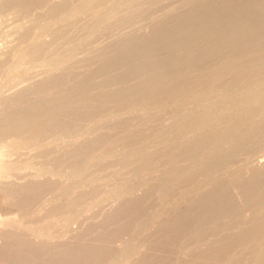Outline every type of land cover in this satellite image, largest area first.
Instances as JSON below:
<instances>
[{
  "label": "bare ground",
  "instance_id": "6f19581e",
  "mask_svg": "<svg viewBox=\"0 0 264 264\" xmlns=\"http://www.w3.org/2000/svg\"><path fill=\"white\" fill-rule=\"evenodd\" d=\"M4 1H6V2H4ZM4 1L0 2V10L5 9L8 5L10 7L12 5H15L16 6V7L14 6L15 8H17V7L19 8V7H25V6H30V5H31L30 7H32V5H34L35 7H37V6L40 7L39 5H41L42 3H44L46 5L48 2H49L48 5L51 4L50 1H48V0H9V1L4 0ZM65 1H67V0H65ZM108 1H113V3H114V1H117V0H102V5H103V2L107 3ZM126 1L128 2L129 0H126ZM134 1H135L134 4H133V2H130L132 5L128 8V10H127V8L124 7L125 6V0L123 3H119L118 1L116 2V4L119 3L118 5H120V4L124 5L122 7H124L125 10H127L126 12H123V9H122V11L119 10V11H121V13L123 12V14H122L123 17H121L122 15L121 16L119 15L120 18H118V19H121V20L123 18L125 19V20H122L123 24H124L123 27L120 28L122 22L117 21L116 19L115 20H116L117 24L119 22L121 24L119 23L120 25L118 26V25H116V23H113L112 21H114L113 20L114 18H112V17H111L112 18L111 22H110L111 18H110V20L104 21V24H106L105 22H107V21L110 22V24L107 22L108 24H106L105 27H104V24H102L103 29L100 27L101 30H104L106 27H108V28L110 27L109 30H108V28H107V31L105 30L106 32H109L107 34L108 36H114L116 34V32L119 30L117 32L118 34L116 35V36H118L119 39H117L114 42H110V43L108 42V43H106L105 46H102L103 43L100 41L101 47H98L99 45L96 44L95 46H97V48L92 49V50L90 49L91 51H87L88 49H86V45H83L82 43L76 44L75 47L70 50L69 54L68 55L66 54L67 56L64 55V56H66L65 58L59 57L58 59L55 60V62L53 60V62H54L53 67H54V69H56L55 72L51 76H46L45 78L43 77L44 80L41 82V84L38 85L37 88H32V87L28 88L27 87L24 90L23 89L20 90L16 94V97H14L15 98L14 101L11 104H8L6 106L7 108L0 115V136L1 137H7L8 138L9 136H16V135H20V134L22 136V133H25L26 131H29L31 129L33 131V130L37 129L38 124L42 123L43 120H45L48 123V125L51 129H54V128H56V129L57 128L58 129L63 128V130H66L68 128L72 129L73 127L79 125L80 122H82V120L87 119V117L89 118L91 115H93V114H95L101 110L106 111L105 108H109L110 106L112 108L114 106H120V105L123 106V105L128 104L132 101H133V103H131L130 105L134 104L135 101H145V103L146 102L149 103L150 101H156L155 99L160 98V97H164V98H167V100H171V98H176L177 96L179 97L180 95L183 96L182 94L187 95V93H190V96H191L192 92L195 93V94L193 93L195 95V96L193 95L195 97V99L200 100V99H202L200 96L203 95V97H204V95H205V94H202L201 92H203V91L207 92V90H208L210 93L212 91V90L210 91V87L212 88L215 85V84H213V86H211L212 85L211 81L213 79L218 80L219 78H221L220 81L222 84H227L228 79L233 80L231 78H228L229 75L227 77L228 79H226L223 75H224L225 70H227L229 68V67H227V65L229 64V66H230V63L234 62L236 59L239 60L241 58L240 56H242V58H243L242 63L238 62V64H237V61H235L237 65L234 62V65H236V66L232 67V69H235L236 71H233L231 69L233 71L232 72L233 77L235 76L234 80L239 82V81L248 80V78H249L248 81H250L251 77L254 78L253 76H255V75H253V76L251 75V77H249L250 76L249 72L254 71L253 69L252 70L249 69L250 71L246 70V71H249V72H246V71L242 70L243 67L241 68V71H240V68L239 69H237V68L239 66H241V64H243L245 60L249 59L248 55L250 56L251 53H253L255 51L264 50V0H141L139 3H137L139 0H134ZM66 3L63 2V4H62V2H61V4L59 3L60 5H55L53 2L52 3L53 7L50 8L52 10L51 14L55 16V14L64 13L63 11H66V10L69 11V9H68L69 7L66 6ZM97 3L99 4V2H97ZM109 3H111V2H109ZM98 4H97V6H98ZM68 5H69V3H68ZM104 6H105V4H104ZM113 6L110 5L109 7H113ZM70 8H71V6H70ZM113 8H115V7H113ZM106 10L107 9H105V11ZM59 15H61V14H59ZM57 17H58V15H57ZM86 18H87V16H86ZM148 18L150 19V21L153 20L154 18L155 19L158 18L160 22L157 21L158 24H156V26H155L154 22H156V21L153 20V23H154V25H153L152 22L147 21V20H149ZM91 19H93V18H91ZM139 19L140 20L145 19L146 22H150L149 25H151V24L153 25V29H151V31L152 30L153 31L151 32V35L150 34L142 35L140 33L141 31H139V28H138V31L141 35L129 33V32H131L128 30L130 27H131V29H134V28H132L133 26L138 25V24L142 25V23H140ZM136 20H138L139 22ZM135 22L136 23L138 22V24H135ZM111 23L115 24L116 27L118 26V29L114 25H113L114 28H112ZM74 25H76V24H74ZM67 26H68V24H67ZM67 26H65V28H63V27L62 28L63 29L69 28ZM142 26H144V25H142ZM72 28H74L73 25H72ZM100 28H98V29H100ZM125 28H127L128 31ZM96 29L97 28H95V30ZM98 29H97V32H98ZM71 30L72 29L70 28V32H71ZM78 30L80 31V28ZM68 31H69V29H68ZM68 31L66 30V32L69 34ZM61 32H62V29H61ZM72 32H71V34H72ZM67 33H65V34L68 36ZM28 34L30 35L29 32H28ZM95 34H97L96 31H95ZM99 34H101V33H98L97 35L98 36L102 35V34L101 35H99ZM103 34L106 36L105 32ZM60 35L61 34L58 31V33H56L54 36L52 35L53 37H51L50 39L47 38L48 40H46V41L43 40V44L41 46H39L35 49H32L30 54L26 53L25 55L27 56V58H29V61L33 62V61L39 60V62H40V60L43 59L42 57H44V54H46L47 51L50 50L51 48L55 47L54 45L57 42V40L61 41L60 38L62 36H60ZM62 35L64 36V37H62L63 38L62 41H63V40H65L64 38L66 36L64 35V33ZM97 35H95V36H97ZM104 35H103V37H104ZM24 36H26V35H24ZM69 36H70V34H69ZM66 38H68V37H66ZM99 39H101V38L99 37ZM103 39H105V38H103ZM112 39L115 40V38H113V37H112ZM90 41H91V39H90ZM102 41H104V40H102ZM61 43H63V42H61ZM95 43H97V42H95ZM60 44H58V45H60ZM84 44H86V43H84ZM89 44H91V43H89ZM91 48H92V46H91ZM51 52H53V51L51 50ZM28 55H29V57H28ZM59 55H61V54H59ZM26 56H25V59H27ZM237 57H240V58H237ZM257 57H258V54H257ZM22 58H24V57H22ZM65 59L66 60L69 59V61L66 64H64ZM253 59L254 58H252L251 60L253 61ZM258 60L262 61V59H258ZM41 62H43V61H41ZM247 63H248V61H247ZM49 64H51V63H49ZM249 64H247V65H249ZM42 66H43V64H42ZM3 67H2L3 68L2 70L5 69V66H3ZM66 67L68 69L64 70V69H66ZM246 67H248V66H244L245 69H246ZM230 68H231V66H230ZM231 70L226 71L225 76H227V74ZM260 70H257V71H260ZM242 71H244L245 73ZM251 73H253V72H251ZM259 74H260V72L257 75L259 76ZM263 75H264V72H263ZM263 75L261 76L262 78H263ZM258 78L260 79V77H258ZM98 79H99V81H98ZM101 79H102V81L100 82ZM220 81H219V84H221ZM256 81H258V80H256ZM238 82H236V83L238 84ZM215 83H216V81H215ZM232 83H233L234 88H235V85H237V84H234V82H232ZM232 83H231V87H232ZM242 83H244V82H242ZM252 84H248V85L251 86ZM239 85H241V83ZM248 85H246V87ZM35 86L36 85H33V87H35ZM241 86H243V88H245L244 85H241ZM217 87H218V89H220L219 86H217ZM227 87L230 88L229 85ZM222 88H221V91L223 90L224 93L227 92V91H224L225 89H222ZM240 88L241 87H239V89ZM216 91H217V89H216ZM216 91H215V93H216ZM209 93H207L206 96ZM213 95H215V94H213ZM38 97H41V98L39 99ZM191 97H189V98H191ZM37 98H38V100H37ZM12 99H13V97H12ZM177 100H179V99H177ZM157 101L159 102V100H157ZM165 102H164V104H165ZM170 102H169V104H170ZM139 103H138V105H140ZM173 103H174V101H173ZM177 103L181 104L182 102L180 103V101H178ZM184 103H182V104H184ZM192 103H194V101ZM197 103L195 102V107H196ZM152 104H154V103H151V106H152ZM155 104H157V103H155ZM160 104H162V103H160ZM169 104H166V105H169ZM171 104H172V102H171ZM182 104L177 105V107L178 106H179V108L182 107ZM187 104L189 106V101L186 103V106H187ZM130 105H129V107H130ZM158 105H159V103H158ZM166 105H163V107L165 108ZM155 106H157V105H155ZM159 106H161V105H159ZM131 107H133V106H131ZM142 107H143V105H142ZM145 107H147V106H145ZM157 107L155 108L152 106V109L154 108L156 110H160L162 108L161 111H163V110L166 111V109H163V107H161V108L158 107V109H157ZM183 107H184V105H183ZM112 108L110 111L114 110V109L112 110ZM133 108H136V106ZM140 108H141V106H140ZM170 108L172 109V107H170ZM173 108H175V107H173ZM179 108H177V109L179 110ZM116 109H118V108H116ZM127 109H129L130 111L135 110V109L132 110L131 108H128V107H127ZM143 109L146 110V108H144V107H143ZM147 109H148V107H147ZM115 110H114V112H116ZM161 111H159V112H161ZM174 111H175V109H174ZM184 111H186V110L184 109ZM108 112L109 111H107V113ZM117 112H119V111L117 110ZM152 112L149 113V111H147L145 113H149V115H150V114H152ZM166 112L168 113V111H166ZM196 112H198V111H196ZM196 112H195V114H193V111L191 112L192 114L188 113V114H190L188 116V120H187L189 125L191 123L189 121L192 120V123L194 124L193 121H198L201 119L203 112L202 113L200 111L198 113H196ZM184 113H186V112H184ZM123 114L125 115L126 113H124V111H122V115ZM110 115L106 116V117L104 116L105 119L102 121L98 120V118L100 116L94 118V119L97 118V120H95L97 123L93 122L94 123V129L91 131V133L89 132L91 134V135L90 134L89 135L92 137L88 138L87 137L88 135H85V134L82 135L81 134L78 136V139L75 138L76 140L72 141L71 143L64 144L62 146H57L53 150L47 151L46 152L47 154L44 152L46 154L45 157H47L48 160L43 159L44 160L43 161L42 159H40L41 157H44V155H40V156L36 155V156H34L35 159L39 158L40 161L37 159L39 162H41V160H42L41 163H44L45 165H47L48 169H56V171L62 176L63 175L64 176H74L76 174L75 172H78L79 169L83 170V167L87 166L85 164L90 161L89 160L87 162V159H86L88 154L90 153L89 152L90 148H93L95 146L97 147L98 145L102 144L105 141L107 143L108 141L113 140L114 137L117 138L118 137L117 132L120 131V130L118 131V128H121V126H123V127H124V125H126L127 127H129L131 125L133 126L134 122H136L137 119L138 120H144L146 118L145 117L146 114H144V113L143 114H136L133 116L131 114V117L125 116L124 118H120L121 114H119V116H117V117H114L113 113H112V116H110ZM165 116H168V114L167 115L165 114L164 117ZM177 116H174V118H177ZM250 117L248 119H250ZM158 118H160V116L155 118V119H158ZM169 118H171V116ZM169 118H167V119H169ZM92 120L93 119H91V121ZM161 120L162 119H160L158 123L153 124V125H151V123L147 122L148 124H150V127H149L148 124L146 123L147 127H149L148 130L146 128H143L145 130L141 129V131H139V132L142 135H147V136L150 133H153V132L156 133V131H158L157 129H159L160 127L162 128V126L165 127L164 125L169 123V122L166 123V121H165V123H162L163 121H161ZM156 121L157 120H155V122ZM233 121L234 120H232V122ZM246 122H247L246 119H242L240 121V124H244V126H245ZM47 123L45 125H47ZM152 123H153V119H152ZM146 124H144V125L146 126ZM170 124H171V122H170ZM173 124H176V122L172 123L171 125H173ZM137 125H138V123H137ZM144 125H143V127H144ZM140 126H142V125H140ZM42 127L45 128L44 125ZM47 128H48V126H47ZM38 129H40L39 126H38ZM134 129H137V128H134ZM162 129H164V128H162ZM203 129H205V128H203ZM76 130L74 129L73 131H76ZM80 131H78V132H80ZM121 131H123V130H121ZM263 131H264V128H263ZM133 132H135V131H133ZM234 132H236V128L231 127V126L230 127L229 126L228 127L222 126V127H217L216 129L215 128L206 129L205 131L201 132V134H198L196 136L194 135L192 138L194 140L192 141V139H191V141H190L191 144L187 145L188 146L187 148L181 149L179 147L178 150L175 148V150H172L173 152L170 151V154H168L166 152L167 157H166V154L164 153L165 154L164 157L166 158L165 160H164L163 156L158 157L160 159L163 158L162 161L161 160L159 161L160 166L162 164L161 162H163V164H162L163 169H162V167H160V169H162L161 173L155 174V172H154V174H151L152 176L149 174L147 177L145 175L144 176L141 175L144 178L143 179L141 178L142 179L141 180L139 177L140 181H139V179H137L138 175L134 176L133 179L135 180V178H136L139 182L136 181L138 183L135 184L136 182L132 181V179H131L132 183L128 184L127 186L132 187L134 185V188H136L137 191H136V189H134V188L132 189L130 187L129 188L132 189V191L130 189H129L130 190L129 191L125 187L123 190L129 191V194L127 193V195L122 196V197H120L118 195L119 197H118V199L116 198L117 200L115 202L113 201L114 203L113 202L111 203V201H109L110 203L106 202L108 204L101 205L98 210L92 209L95 211L93 213H92V210L87 208V207H89L88 205H87V207H84L83 205H82V207H80V204H81V202L79 203L80 197L77 196L78 198L74 199L75 201L71 200L72 203H77L74 206L72 204V207H75V208L79 207L80 208V209L77 208V212L78 211L81 212V211L85 210L86 208H87V210L88 209L90 210V212H91L90 214L88 211L85 210L86 213L88 212L89 215L87 217H85L84 219L87 223L94 225V226H92V229H93V227H96L95 225L98 224V222L99 223L102 222L104 224V225H102L103 228L105 227L106 223H108V224L111 223L113 225L114 224L117 225V230H114V231L107 233V234H104V235H102L103 234L102 233L101 236H99L97 239L93 240L92 242H90L88 244H85V242H84L85 245L83 244V246H80L79 245L80 243H79L78 245L80 247H78L76 245V248H73L71 250L69 249L70 247L69 248L67 247L68 243L66 244L67 245L66 247L69 250H67L65 246H64L65 247L64 248L61 244H56L55 245L56 249L61 247V249L64 248L66 250L65 251L64 250L58 251L54 256L48 258L47 260L44 258L46 261L43 264H79L81 262L99 261V260H103L107 263V262L113 261L111 259H112L114 252L107 245L108 239L112 238V240L113 239L121 240V242H120L121 244L118 245V248H123L124 246H126L127 241H129V239H131V237H132L131 236L132 230L131 231L129 230V228H130L129 224L131 223L132 218H134L137 215L140 217H144L146 214H150L152 212H155L154 208H155V205H157V204H155L156 201L151 202L155 198V197H153L155 192L156 191L159 192L160 189L162 188V186L167 181L174 180L176 177H178L182 170H184L186 172L189 170L191 171L193 168L189 167V164L191 163L193 158L197 155V153H199V150L200 149L202 150V147L206 148V145L210 146V143L212 145L216 142H218V143L222 142L224 144L227 142L228 139H230L229 136L232 135ZM32 133H35V131L30 132V134H27V135L23 134V135L28 137V135H31ZM39 133H38L37 138L40 136ZM73 134L75 135V133H73ZM141 134L140 135L138 134L139 137H141ZM68 136H70V135H68ZM86 137L88 139H85ZM258 137H260V133H259ZM124 138H123V140L121 139L123 142L126 139H129L128 141H132L133 143L136 142L134 140V138H132V137L131 138L126 137L125 139ZM147 138H149V137H147ZM261 138L263 139L264 137H261ZM2 139L3 138H1L0 140H2ZM130 139H132V140H130ZM69 140H71V139H69ZM139 140H142V139H139ZM146 140H148V139H146ZM58 141H60V140H58ZM143 141H145V140L143 139ZM80 142H82V143H80ZM132 142H130V143H132ZM239 143H241V142H239ZM245 143L247 144V142H245ZM263 143L261 144V142H260V144L262 146H264ZM124 144H125V142H124ZM127 144H128V142H127ZM217 144H216V146H218ZM120 145H121V142H120ZM140 145H141V143H140ZM75 146H78V147H76V149H73ZM234 146H231V150L228 149V148H230L228 146L225 147L227 149H225L223 147V149L227 150L228 152H225V151L223 152L222 150H219L216 147L215 149L217 151L218 150L219 151L218 152L216 150L214 151V153L217 152V156L214 155L215 156L214 164L212 163V161L211 162L209 161L210 163L206 162L205 161L206 159H205L204 163L206 162L207 164H209V166L205 163V166H207V168L205 169L204 168L205 166H203V168L205 169V170L203 169L204 170L203 172H207V171L209 172V171L213 170V168L214 169L218 168L220 165H224V166L227 165L228 167L229 166L231 167L230 163L233 162L232 160L236 154L235 153L236 150L232 149V147H234ZM237 146H240V145H236L235 147H237ZM245 146L246 145H244V147L240 146L241 148L240 147L239 148L244 149ZM48 148L51 149L53 147H48ZM218 148H219V146H218ZM206 149H208V148H206ZM221 149H222V145H221ZM246 149H247V147H246ZM253 149H251L252 150L251 152H253ZM255 149H257V151H258L257 155L262 152V148L259 149V147L258 148L255 147ZM108 150H109V148H108ZM260 150H261V152H259ZM63 151H66V152L63 153L64 155L62 157H66L67 159L61 158V156H59L60 154H62ZM237 151H239V149ZM243 152L244 151H242V153L241 152L240 153L244 154ZM251 152H248L247 159H248L249 154L250 155L252 154ZM237 153H239V152H237ZM164 154L160 153V155H164ZM246 154H244V156H246ZM263 154H264V152H263ZM154 155H155V153H154ZM158 155H156V157ZM58 158H60L62 160H59ZM69 158L71 159V161L73 160L72 158L77 159V161L75 160L76 163L73 164V163L69 162V164H67V162H64L66 160L69 161L70 160ZM30 159L33 160L34 158L31 157V158H29V160ZM63 159H64V161H63ZM153 159H154V157H153ZM153 159H152V161H153ZM209 159L210 158H207V161ZM242 159H245V157ZM37 160H36V162H37ZM83 160L86 162H84ZM236 160H238V159H236ZM252 160L253 159H251L249 161V159H248L249 164ZM112 161H113V159H112ZM115 161H117V160H115ZM154 161H155V159H154ZM234 161H235V159H234ZM241 161L239 163H241ZM243 161H242V163L245 162V161L244 162ZM184 162H186V163H184ZM248 162H245V164L247 165ZM89 163H92V162L90 161ZM111 163L112 162L110 159L109 162L104 161L101 163L100 162L95 163V165H93V166L91 165L92 169H90V175L102 176L105 173L107 174V172L110 173V171L113 170V169H111L112 166H110ZM113 163L115 164L116 162H113ZM153 163H155V162H153ZM204 163H203V165H204ZM236 163H237V161H236ZM114 164H112L113 168L118 165L117 163L115 165ZM156 164H157V162H156ZM211 164H212V166H210ZM245 164H244V166H245ZM88 165H90V164H88ZM237 165L239 166V164H237ZM240 165H243V164H240ZM216 166H218V167H216ZM232 167H234V166H232ZM259 167L255 166L253 164V165H250L249 167L248 166L245 168L242 167L243 170L238 169V170H234V171L232 170L233 171L232 173H231V171L229 172L230 175H232L236 179H237V177L242 176L243 181H245L244 179L246 176L254 178V181L246 180V182H244V185H243V190L241 189L244 192L243 195H245L246 197H248V196L251 197L254 195V193H257L256 191L264 189V165H262L263 168L262 167L259 168ZM226 170H227V168H226ZM226 170H223V171H226ZM182 173H183V171H182ZM191 173H192V171H191ZM193 173H196V171ZM211 173H213V172L211 171ZM32 174H33V172H32ZM203 174L205 175V173H203ZM220 174H221V172L215 171V173L213 175L215 176V175H220ZM223 174H225V173H223ZM18 175H19V173H18ZM83 175H84V173H83ZM90 175H88V176H90ZM199 175L200 174H198V176L196 175L197 178H200L201 175L200 176ZM204 175L201 177H204ZM206 175H207V173H206ZM79 176H81V175H79ZM223 176L226 178V175H222V177ZM243 176H244V178H243ZM90 177H92V176H90ZM90 177H89V179H90ZM34 178L35 177H33V178L30 177V180L28 181L29 185H28V183H26L28 180L27 177H26L27 180L25 179L26 181L23 180V182H22L24 185L23 187L25 189H27V187H28V190L27 191L25 190V192H22L24 190V189L21 190L22 186L20 187L21 189L20 188L17 189L15 187L16 190L14 189V187L13 188L11 187L12 189H14V191L12 189H10V187H9V192L11 191L10 194H13V196L15 197L12 199V201L14 203H16V205L19 206L23 201H25L23 199H28V202H29L30 197L34 199L35 194L37 195V198H38L41 195V193H39V191L40 192L43 191L41 189H44V191H45V187H46L45 183L50 181L48 184H50L52 182L53 185H56V184H54L53 178H49V179H52V181L49 179L47 181V178H46V181H44L45 180L44 177H43L44 180L41 178L40 179H38V178L34 179ZM84 178H85V176H84ZM86 178H88V177H86ZM130 178H132V177H130ZM206 178H207V176H206ZM212 178H210V179H212ZM218 178H219V176H218ZM193 179H194V176H193ZM220 179H221V177H220ZM240 179H238V181ZM128 180H129V178L126 181L128 182ZM191 180H190V182H191ZM219 180H218L219 183L217 182V184H215L214 182L217 181L215 178V180H213L214 184L212 183L214 185L213 186L214 189L211 188V190L209 192H206V193H202V191H203L202 189L204 187H209L210 185L212 186V184H211L212 180H211L210 184L207 180L208 183H205V186H204V184H202V183H204L203 181L201 182L198 180H197L195 186H193L194 184L192 185L193 188L191 187L192 189L190 190L189 195L193 194V196L190 198H193L195 196V198H197V200L195 201V203H193L192 200H190L191 203H193V205H191L187 209H189L191 211V213L186 214V215H183L184 214L183 213L182 214L183 216L180 218L178 217L180 213L178 215L175 214V215H177V217H176L177 222L175 219H172V221L171 220H168V221L165 220L164 223L157 225L159 220L156 221V223L154 225L156 227L155 228L156 229L155 234L158 235L159 238L163 237V236H167L170 233H173V234L177 233V231H178V234H177L178 237L183 236V235L185 236V234H186L187 240L183 239L184 242L181 239L183 237L177 239L178 241L182 240L178 245V249H177L178 253L175 251L176 252L175 254H177V255L173 254L175 256V258L172 259V261L169 260L168 264H181L182 259L187 257L186 255H190V254H188L190 248L187 247V242H189V239H190V238L188 239V234L190 231H191L190 237L192 236V234L198 235L197 232H196V234L194 232L196 230H199V229H201V230L203 229V231L199 230L203 233L204 230H206V228H208V230H209V228L211 227V223L213 225L214 222H216V221L218 222V220L222 219L221 217L225 216L226 213H229V212H232L233 210H236L235 207L237 205L232 198L233 197L232 193H231L232 190L230 191L231 188H229V186L233 183H231L228 186V185H226L227 183H224L225 181L220 182ZM57 181H59V180H57ZM57 181L55 180L56 183H58ZM193 181H192V183H193ZM238 181H237V184H233V188H235L234 185H238ZM24 182H25V184H24ZM12 184H13V182H12ZM16 184H18V183H16ZM16 184H14V186H16ZM20 184L18 186H20ZM26 184H27V186H26ZM84 184H86V183H84ZM90 185H93V184H90ZM187 185H189V184H187ZM200 185H203L204 187H202V189H201ZM241 185H242V183H241ZM51 186H52V184H51ZM93 186H95V185H93ZM47 187H49V186L47 185ZM98 187L100 188L101 186H98ZM102 187H103V185H102ZM102 187L100 188L101 190H102ZM113 187H116V185L115 186L111 185L112 189H113ZM117 187H119V186H117ZM210 187H209V189H210ZM238 187H240V185H238ZM87 188H88V185H87ZM95 188H97V187H95ZM104 188H106V187L104 186L103 189ZM49 189H50V187H49ZM101 190H99V191L102 192ZM113 190H115V188ZM99 191H97V192H99ZM105 191H106V189L104 190V194H105ZM187 191H189V190H187ZM238 191L240 193V189ZM9 192L7 194H9ZM19 192H21V193H19ZM88 192L92 193L93 191L91 192V191L87 190L86 193H88ZM95 192H96V189H95ZM121 192H120V194H121ZM179 193H181V192H179ZM184 193H183V195H184ZM261 193H262V191H261ZM261 193L259 192V194H261ZM38 194H39V196H38ZM89 194H86V195H89ZM124 194H126V192H124V193L122 192V195H124ZM19 195H21V196H19ZM95 195H96V193H95ZM240 195H242V193H240ZM243 195H242V198H243ZM90 196H92V195L90 194L88 197L91 198ZM102 196H106V195H102ZM97 197H95V198H97ZM180 197L181 198L184 197L187 199L186 193H185V196H183V197L180 196ZM37 198H36V201H37ZM82 198H84V197H82ZM21 199L23 201L20 203ZM33 199H30V200H33ZM255 199H257V198H255ZM262 199H264V198H262ZM247 200L250 201L252 199L249 200L247 198ZM63 201H62V203L65 204V202H63ZM71 201L68 200L66 202H71ZM30 202H32V201H30ZM255 202H256V200H255ZM32 203H34V202H32ZM84 203L86 204V202H84ZM22 204H25V203H22ZM27 204L28 203H26L25 205H22V206L26 207ZM93 204H95V203H93ZM57 205H55V206H57ZM59 205H61V204L59 203ZM59 205L57 207H59ZM67 205L68 204H66V208H67ZM28 206H30V208H31L32 204L28 205ZM61 206H63V205H61ZM70 206H71V203H70ZM96 206H98V204ZM148 206H149V209H147ZM173 206H175V205H173ZM240 206H241V204H240ZM248 206L249 205H247V207ZM32 207H34V206H32ZM90 207H92V206H90ZM180 207H182V206H180ZM75 208H74V210H75ZM260 208H262V207H260ZM17 209H19V208H17ZM47 209L49 210V207H47ZM47 209H45V210H47ZM252 209H253V207H252ZM238 210L239 209L237 208L236 212H238ZM261 210H263V209H261ZM24 211L25 210L23 209L22 213H24ZM147 211H149V212H147ZM184 211H182V212H184ZM56 212H58V211H56ZM70 212H72V211H70ZM174 212L177 213L178 211L176 210ZM239 212H241V211H239ZM44 213H42V214H44ZM81 213H83V212H81ZM186 213H188V211H186ZM42 214H40V218L38 217L39 215L37 216V218H39L38 220H37V218H34L31 216L33 219H36L38 221V222H36V220L34 221L32 219V221H34V223L32 224L31 228L39 231V233H44L48 228H49V230L53 229V228L54 229L57 228V231H58L59 227H57L56 225H59V226L64 225L66 222L70 221V217L64 216V214H62L63 216L61 214L59 216V214H56V213L55 214L57 216L56 215L53 216V214L52 215L48 214L49 215L48 217H46V218L44 217V219L40 220L41 217H43V216H41ZM240 214L242 215V213H239V216H240ZM44 215H46V214H44ZM72 215L75 216V214H72ZM228 215H227V218L229 220L230 219L229 217L231 215H229V216ZM261 215H262V212H261ZM263 215H262V217H263ZM35 216H36V214H35ZM100 216L104 217L101 222L99 221ZM258 216L256 215V217H258ZM31 217H28V218H31ZM76 218H77V216H76ZM173 218H175V217L173 216ZM210 218H212V219H210ZM260 218H261V216L259 217V220L261 221L262 218L261 219ZM235 219H237L236 216H235L234 220ZM28 220H31V219H28ZM155 220H156V218H155ZM173 220H175V221L173 222ZM210 220H212V222ZM226 220H222V221L225 222ZM27 221L25 223L24 222H22V223L26 224V223H28ZM236 221H238V220H236ZM221 222H218V224ZM239 222H240V220H239ZM207 223L210 225L205 226ZM250 223L251 222H249V224ZM24 224H22L21 228L25 226ZM29 224L31 225V223H29ZM238 224H236L235 226L233 225L232 227L229 226L230 228L228 229L229 232L227 234H225L226 228L224 227L225 228V229H223L224 235H222V237L223 236L224 237H223V239H221L222 241L220 243L218 242L219 243L218 245H217V243L215 244L214 240H213L214 241V243H213L211 240L209 241L207 239V241H209L208 244L212 243V244L217 245V247L212 246V248L211 247L208 248V246H206L205 248L206 249L208 248L207 250L204 251L201 249L203 251L200 254V255H202L201 256L202 258H199L200 255L196 254L195 257L191 258V260H190L191 262L189 261V263L190 264H200L202 261L203 262L201 264L206 263V262L209 263V261H212L215 264H229L231 262L234 263V261L236 263V260L239 258V255L240 254L242 255L243 252L245 253L247 251L246 248H248V250H250V254L252 252L251 255L261 257V259H263L264 258V244L256 243L259 241L262 242L264 240V239H261L262 237L258 233L259 231L257 232L256 228H252V227H250L248 229H246V228L244 229V228H241V227H244V226H242V225H244V223H238ZM254 224H256V223H254ZM257 224H258V222H257ZM257 224H256L257 227L261 226L260 224H258V225ZM52 225H54V227H52ZM77 225H78V223H77ZM240 225H241V227H240ZM251 225H253V224L251 223ZM50 226H51V228H50ZM55 226H56V228H55ZM214 226L215 225H213V227ZM221 226L223 227L222 224H221ZM224 226H227V225H224ZM27 228H29V227H27ZM60 228H63V227L61 226ZM64 228H66V226ZM67 228H68V226H67ZM70 228H68L69 233H70V230L72 229V228L71 229ZM112 228H113V226H112ZM80 229H81V227H80ZM80 229H76V230L80 231ZM99 229H102V228L99 227ZM233 229H235V230H233ZM211 230H212V228H211ZM37 231H36V233H37ZM61 231L65 232L66 229H65V231H63V230H61ZM95 231L97 233V230H95ZM260 231H262V230L260 229ZM19 232L21 233L22 231H19ZM215 232H217V231H215ZM215 232H214V235H211V234L210 235L214 237L215 234H217ZM17 233H15L13 231V232H8L6 234V238H7V240H9L8 244L12 243L13 245H15V247H17L19 249L23 248L24 250H26L25 248H27L28 252L32 251L35 253L38 252L39 249L41 248L40 245H46L43 243H38L40 241L32 239L31 235L29 238L27 236L22 237V235H20V233L19 234H17ZM24 233H25V231H24ZM36 233H35V235H36ZM69 233L65 232V234H69ZM78 233H82V232H78ZM87 233H89V231ZM210 233H211V231H210ZM262 233H264V232H262ZM58 234H61V232L59 231ZM89 234H88V238L90 237ZM221 234H222V232H221ZM41 235L42 234H40V236ZM61 235H64V234H61ZM199 235H201V234H199ZM32 236H33V234H32ZM37 236H38V234H37ZM73 236H74V234H73ZM68 237H69V235H64L62 237H59V239L56 240V243L62 242V241H64V243H65V240H66V242H70L69 240H67ZM77 237H79V236H77ZM208 237H209V235H208ZM213 237H211V238H213ZM151 238H152V236H151ZM192 238H194V236ZM206 238H207V236H206ZM76 239H79V238H76ZM82 239H84V238H82ZM134 239H135V237H134ZM214 239L218 240L219 238L214 237ZM154 240H155L156 244L151 243L148 246L146 252H144L145 250L143 251L144 252L143 256H145V258H144L145 261H150L148 263L159 264V261L161 262V258L159 259L158 254H155V253H159V251H160V253H162L164 251L165 247L163 248V246H162L164 242L157 241L156 239H154ZM217 240H216V242H217ZM76 241H78V240H75L74 243H77ZM151 241L152 240H150V242ZM194 241H195V239H194ZM201 241H199V242H201ZM204 241L205 242H207V241H206V239L203 240L202 243L205 245ZM141 242L142 241H139V240H137V242H134L135 243V245H134L135 249L134 250L138 254L139 253L141 254L142 253L141 251L143 250V248H145L143 243H141ZM195 242H197V241H195ZM197 243H196V246H197ZM51 245H53V244H51ZM188 245L190 246V244H188ZM193 245H194V243H193ZM211 245H209V246H211ZM196 246H194V248ZM200 246L198 247L199 249H200ZM114 247L116 248L117 246H114ZM191 247H193V246H191ZM118 248H116V249H118ZM12 249L14 250V248H12ZM199 249H198L197 253H199ZM252 249H253V251H251ZM117 251H119V250H116L115 252H117ZM190 251H191V253H193L192 249H190ZM0 253H11V251L2 246V247H0ZM49 253H48V255H50ZM145 253H146V255H145ZM211 253H212V255L214 253L218 254L216 256L217 259L215 258L214 261L212 260L214 257H212ZM244 253H243V255H244ZM29 254H30V252H29ZM78 254H80L81 256ZM51 255H52V253H51ZM14 256H17V255H14ZM82 256H85V257L81 260ZM161 257H163V256H161ZM241 257L242 256H240V259L242 260L243 257L242 258ZM15 258H18V257H15ZM137 258H139V257H137ZM113 259H114V256H113ZM245 259H243V260H245ZM140 260H142V259H140ZM250 260L252 261V258ZM242 261H239V263H242ZM259 261H261V260H259ZM186 262H187V259H186ZM237 262H238V260H237ZM189 263H187V264H189ZM258 263H260V262H258ZM90 264H93V263H90ZM96 264H98V263H96ZM160 264H163V263H160ZM164 264H167V263H164ZM243 264H244V261H243Z\"/></svg>",
  "mask_w": 264,
  "mask_h": 264
},
{
  "label": "rangeland",
  "instance_id": "374dc122",
  "mask_svg": "<svg viewBox=\"0 0 264 264\" xmlns=\"http://www.w3.org/2000/svg\"><path fill=\"white\" fill-rule=\"evenodd\" d=\"M1 1H4V0H0V2ZM7 1H9V0H7ZM48 1H50L51 4L48 5L49 2L46 5L44 3H42L41 5H39L40 7H38L37 5H36L37 7H35L34 5H32V7H30L31 6L30 5V6L19 7V8L17 7V8H15L16 7L15 5H12L11 7L8 5L5 9H3L4 11L3 10H0V69H1L0 70V115L7 108L6 106L8 104H11L14 101V99H15L14 97H16V94L20 90H22V89L24 90L27 87L28 88H30V87L37 88L38 85L41 84V82L44 80V78L46 76H51L55 72V70H56L53 67V63L55 62V60L58 59L59 57L60 58H65L69 54L70 50L75 47L76 44L82 43L83 45H86V49H88L87 51H91L92 49L97 48V46H95L96 44L99 45L98 47H101L100 41L103 43V44L101 43L102 46H105L106 43H108V42L109 43L110 42H114L117 39H119L118 36H116L118 34L117 32L119 30L116 32V34L114 36H108L107 34L109 32H106L108 27H106L104 30H101V28L103 29V25L102 24H104V21L110 20V18L112 17V18H114L113 19L114 21H112V18H111L110 22L112 21L113 23H116V25H118V26L121 24L120 22H122L120 28L123 27L124 24H123V21L122 20H125V19L123 18L121 20V19H118V18H120V16L123 14V12H126L128 10V8L132 5L130 2H133V4L135 2L134 0L133 1L132 0H129L128 2L125 0V6L124 5H121V4H120L121 5L120 6L118 4L119 3H123L124 0L123 1L122 0H117L119 2L118 4H116L117 1H114L115 4L113 3V1H108L107 3H104L103 2V5H102V0H100L101 2L99 0H69V1L68 0L67 1H65V0H52L55 5H60L61 2H62V4H63V2L64 3L67 2L66 3V6L69 7V8L67 7L69 9V11L68 10L63 11L64 13H59L61 15L55 14V16H54V15L51 14L52 13V10L50 9L51 7H53V5H52L53 2L51 0H48ZM140 1L141 0H139L137 3H139ZM4 2H6V1H4ZM97 2H99V4ZM109 2H111V3H109ZM68 3H69V5H68ZM97 4H98V6H97ZM104 4H105V6H104ZM110 5L111 6L114 5L113 7H115V8L109 7ZM70 6H71V8H70ZM122 6H124L125 8H127V10H125V8L122 7ZM105 9H107L106 10L107 12L105 11ZM122 9H123V12L121 13ZM119 10H121V11H119ZM57 15H58V17H57ZM117 15L118 16L120 15V16L118 17ZM86 16H87V18H86ZM90 17L93 18V19H91ZM121 17H123V15ZM115 19L117 21H120L119 22L120 24L119 23L117 24V22H116ZM153 20L156 21V22H154L155 23V26H156V24H158V22H160L158 18L157 19L154 18ZM153 20L150 21V19H149L147 21L152 22V24L154 25ZM136 21H138V20H136ZM139 21L144 26H142L141 24H138ZM139 21L137 23L135 22V24H138L139 26L138 25H135V26L132 27L134 29H131V27L128 29L129 31H131L129 33L138 34V35L140 33L142 35H147V34H150L151 35V32L153 31V30L151 31V29H153V25L152 24L149 25L150 22H146L145 19H142V20L139 19ZM107 22H105V23L106 24H108V23L110 24V22H108V23ZM67 24H68V26H67ZM71 24L74 26V28H72V25ZM74 24H76V25H74ZM106 24H104V27H105ZM113 25L115 26V24H112V28H114ZM65 26H67L69 28L63 29V28H65ZM118 26L117 27L115 26V27L118 29ZM70 28L72 29L71 32L73 31L72 34L70 32ZM79 28H80V31L78 30ZM95 28H97V29L100 28V29H98V32H97V29L95 30ZM138 28H139V31H141L140 33L138 31ZM61 29H62V32H61ZM68 29H69V31H68ZM109 29H110V27L108 28V30ZM125 29L127 30V28H125ZM66 30L69 32L70 36L66 32ZM58 31L61 34L60 36L64 37L62 35L64 33V35L66 37H68V38L65 37L64 38L65 40L62 41L63 38L61 37L60 38L61 41H58L57 40L58 43L57 42H56L57 44L55 43V45H54L55 47H53L50 50H48L47 53H46L47 55L44 54V57H42L43 59L45 58L44 60L41 58L42 60H40V62H39V60L38 61H33V62L29 61V58H27V56L25 54L26 53H29L30 54V52L32 51V49H35V48L41 46L43 44V40L46 41V40L50 39L56 33H58ZM95 31H96L97 34L98 33H101L102 35L99 34L101 36H98L97 34H95ZM28 32L30 33V35L28 34ZM102 32L103 33L105 32V34H106L107 37ZM65 33H67L68 36ZM24 35H26V36H24ZM95 35H97V36H95ZM103 35H104V37H103ZM99 37L101 39H99ZM112 37L115 38V40L112 39ZM103 38H105V39H103ZM90 39H91V41H90ZM102 40H104V41H102ZM59 42L60 43L63 42V43L60 44ZM95 42H97V43H95ZM84 43H86V44H84ZM89 43H91V44H89ZM58 44H60V45H58ZM91 46H92V48H91ZM51 50L53 52H51ZM59 54H61V55H59ZM257 54H258V57H257ZM64 55H66V56H64ZM25 56H26L27 59H25ZM22 57H24V58H22ZM28 57H29V55H28ZM240 57H237V58H240L239 60L238 59L235 60V61H237V64H238V62H241L242 63L243 58H242V56H240ZM248 58L249 59H247V60L244 59L245 60L244 63L241 64V66H239L237 69L240 68V71H241V68L242 67L244 68V66H248V67H246V69L245 68L244 69L242 68V70L246 71V70H249V69H251V70L253 69L254 71H250L249 70L250 72L249 71H246V72H249L250 73V74L248 73L250 75L249 77H251V75L252 76L255 75L253 77L255 79L257 78L256 80H258V81H256L252 77L250 78L251 79L250 81H248L249 78H248V80H245L246 82L245 81H239L238 82V81L234 80L235 79L234 78L235 76L233 77V73L232 72L233 71H236V70L235 69H232V67H234V66L237 65L236 62L234 61L236 65H234V62H232V63H230V66H231V68H230V66L228 64L227 67H229V68L227 70H225V72L228 71V70H231V69L233 71L232 70L229 71V73L227 74V76H225L226 73L223 71L224 72V75L223 76L226 79H228V78L233 79V80H230V79L227 80L228 81L227 84L229 83L228 85L230 86V88L227 87L228 86L227 84H222L221 81H220L221 78H219L218 80L213 79L211 81V84L212 85L211 84L210 85L211 86H213V84H215V85H214V87H212L213 89L210 87V91L212 90L210 93H209L208 90H207V92L206 91H203L204 93L201 92L202 94H205V95H204V97H203V95H201L200 97L202 99H200V100H196L195 97H194L195 96L194 95L195 93L192 92L191 93V96L192 97L190 96V93H187V95L186 94L185 95L182 94L183 96H181V95L179 97L177 96L178 98L177 97L176 98H171V100H167V98L160 97V98L155 99L156 101L159 100V102L158 101L157 102L156 101H150L151 103H154V104H152V106L155 107V108L157 106L159 108H161V107H163V105L169 104V102L171 101L172 104L170 102V104L169 105H166L165 108L163 107V109H166V111H168V113L166 111H164V110L161 111L162 108L160 110H156V109L153 108L154 109L153 110L150 102L149 103L148 102L145 103V101H135L134 104L130 105L131 103H133V101H132V102H130L128 104H125L123 106L122 105H120V106H114L113 108L110 106L109 108H105L106 111L105 110H101V111H99V112L91 115L89 118L87 117V119L82 120V122H80L79 125L73 127L72 129H69V128L66 129V130H63V128H60V129H58V128L57 129L56 128L51 129L49 127L48 123L45 120H43L42 123H39L38 124V126H39L40 129H38V126H37V129L38 130L37 129L33 130V131H35V133H32L31 135H28V137L25 136V135L30 134V132H33L32 129L29 130V131H26L25 133H22V136H21V134L20 135H16V136H9L8 138L7 137H1L0 136V139L3 138L2 140H0V247L3 246V247H5V248H7V249H9L11 251V253H0V264H43L48 258L54 256L58 251H62V250L65 251L66 249L67 250H69V249L71 250L73 248H76V245L78 247L83 246L84 242H85V244H88V243L92 242L93 240L97 239L99 236H101L102 233H103L102 235H104V234L110 233V232H112L114 230H117V225H115V224L113 225L111 223H109V224L106 223L105 224V227L103 228L102 225H104V224L101 221L103 220L104 217H101V216H100L99 221L102 224L98 222V224L95 225L96 227H93V229H94L93 230L92 229V226H94V225H91V224L87 223L84 218L87 217L91 213L90 210H92V209H97L98 210L101 205L108 204L106 202H109V201H111V203L113 201L115 202L118 199L119 196L122 197V196L127 195V193L129 194V191L130 190L132 191V189L134 188V185L132 187L129 186L132 189H130L127 185L130 184V183H132V181H134V182L138 181L137 179H139V177H140V179L141 178L143 179L144 177H142L141 175H143V176L145 175L147 177L149 174L150 175L151 174H154V172H155V174L156 173L157 174L158 173H161L162 172L161 170L163 169V166H162L163 162H161L162 164L160 166V164H159L160 162L159 161L160 160L162 161L163 158L161 157L162 159H160L158 157H160V156H163L164 157L165 154H166V157H167V153L170 154V151L173 152L172 150H175V148L177 150H178L179 147L181 149L182 148H187L188 147L187 145L191 144L190 141H191V139L193 138L194 135L196 136L198 134H201V132L205 131L206 129H213V128L216 129L217 127H222V126H227V127L228 126L229 127L231 126V127L236 128V132H234L235 134L233 133L232 135L229 136L230 139L227 140V142H226L227 144L226 143L223 144L222 142H219V143L216 142V143H214L215 145L214 144L211 145V143H210V146L209 145H206V148H208V149H206L205 147L204 148L202 147V150L201 149L199 150V153H197V155L193 158V160L189 164V167H192L193 168L191 170L192 173H191L190 170H189L190 172L189 171L186 172V171L182 170L183 173L181 171L180 175L178 177H176L174 180L167 181L162 186V188L160 189L159 192L158 191H156V192L154 191L155 194L153 195V197H155V198L151 202H155L156 201L155 204L158 205V206L155 205V208H154L155 212H152L150 214H146L144 217H140V216L137 215L134 218H132V221L129 224V227H130L129 230L130 231L132 230V235H131L132 237H131V239H129V241H127L126 246H124L123 248H118V245L121 244L120 243L121 240H118V239H113L112 240V238L111 239H108L107 245L114 252V254H113L114 259H113V256H112V259H111L113 261L107 262V263L105 261H103V260H99V261H86V262H81L79 264H90V263H93V264H96V263H98V264H150V263H148L150 261H145L144 260L145 256H143V255H144V252H146L148 246L151 243L152 244H156L154 239H156L157 241L164 242L163 245H162L163 248L165 247L164 248V251L162 253H160V251H159L160 254L159 253H155V254H158L159 259L161 258V262L159 261V264L160 263H163V264L164 263H167L168 264L169 263L168 262L169 260L172 261V259L175 258V256L173 254H175L176 252L178 253V250H177L178 249V245H179V243L183 239H186V234H185V236L183 235V236L178 237L177 236L178 231H177V233H174V234L173 233H170L167 236H163V237H160L159 238V236L155 234V232H156V229L155 228L156 227L154 225H155V223H156L157 220H159L157 225H160L161 223H164L165 220L166 221H168V220H171L172 221V219H175L176 222H177L176 217H177V215L179 213H180L179 216H178L179 218L182 217L183 215H186V214L191 213V211L189 209H187V208L190 207L191 205H193V203H195V201L197 200V198H195V196L193 198H190V197L193 196V194H190L189 195V193H190V190L193 188V186H195L197 180L198 181H201V182L203 181L204 183H202V184H204V186H205V183H208L209 182V184H210L211 180H212V182H211V184H212L213 183V180H215V178H216L217 181H215L214 183L217 184L218 180L221 177V179L219 181L220 182L221 181L222 182L225 181L224 183H227L226 185L229 186L231 183L237 184L238 179L241 178L238 181V185H240V187H238V185H234L235 188H236L235 189V188H233V184H231L232 186L231 185L229 186V188H231L230 191L232 190L231 191L232 196H233L232 198H233L234 202L237 205V206L235 205L236 206L235 207L236 210H233L232 212L226 213L225 214L226 217L223 216V217H221L222 219L218 220V222H221L222 220H226V219L228 220L227 215L229 214V215H231L229 217L230 219L228 221L227 220L225 221L227 224L224 221H222L221 223L218 224V222L216 221V222L213 223V225H215L214 227H213V225L211 223V227L209 228V230H208V228H206V230H204V232H203L204 234L201 232V231H203V229L202 230L199 229L201 231L196 230L194 232L195 234L197 232L198 235L192 234L191 237H190V235H191V231H190L189 234H188V239L189 238L190 239H189V242H187V247H189L190 249H192V252L193 253H191V251L189 249V252L190 253L188 252V254H190V255H186L188 258L185 257V258L182 259V263L183 264L189 263V261L191 260V258L192 257H195L196 254L200 255L203 252L202 250L205 251V250H207L210 247L212 248V246H214V247L216 246L217 247V245L222 241L221 239H223V237H224V236L222 237V235H224L223 234V231H224L223 229L226 228L225 229V234H227L229 232V230H228L230 228L229 226L232 227L233 225L235 226L238 223H244V225H242L244 227H241V225H240V227L241 228H244V229L245 228L248 229L250 227L256 228L257 232L259 231L258 233L262 237L261 239H264V233H262V232H264V224H263L264 223V215H263L264 214V199H262V198H264V189L263 190L256 191L257 193H254V195L251 196V197L250 196L246 197L245 195H243L244 192L242 191L243 190L244 182H246V180L254 181V178L253 177H247L246 176L245 179H244L245 181H243L242 176H239L236 179L232 175H230V173H229L230 171L232 173L234 170H238V169L243 170V168H245L247 166L249 167L250 165H253V164L255 166H257V167L260 166L259 168H261L262 165H264V154H263V152H264V150H263L264 148L263 147L264 146L261 145L264 142V138L263 139L261 138V137H264V131H263V128H264V75H263V72H264V50H259V51L253 52V53H251L250 56L248 55ZM252 58H254L253 61L251 60ZM258 59H262V61L261 60H258ZM53 60H54V62H53ZM41 61H43V62H41ZM68 61H69V59H67V60L65 59L64 64H66ZM247 61H248V63H247ZM245 62L247 64L250 63L251 65L250 64L247 65ZM49 63H51V64H49ZM42 64H43V66H42ZM3 66H5V69L6 70L5 69L2 70L4 68ZM67 69L68 68L66 67V69H64V70H67ZM257 70H260V71H257ZM244 71H242V72H244ZM251 72H253V73H251ZM259 72H260V74L258 76L257 74ZM261 74L263 75V78L261 77L262 76ZM228 75H229V77H228ZM258 77H260V79ZM98 81H99V79H98ZM101 81H102V79L100 80V82ZM215 81H216V83H215ZM219 81H220V83L222 85L219 84ZM232 82H234V84H237L236 82H238V84L235 85V88H234V85H233ZM242 82H244V83H242ZM231 83H232V87H231ZM240 83H241V85H244L245 88H243V86L239 85ZM248 84H252V85L249 86ZM33 85H36V86L33 87ZM246 85H248V86L246 87ZM217 86H219L220 89H218ZM239 87H241V88L239 89ZM221 88L222 89H225L224 91H227V92L224 93L223 90L221 91ZM216 89H217V91H216ZM214 90L216 91V93H215ZM207 93H209V94L206 96ZM213 94H215V95H213ZM12 97H13V99H12ZM189 97H191V98H189ZM38 98L40 99L41 97H38ZM38 98H37V100H38ZM177 99H179V100H177ZM192 100L194 101V103H192L193 102ZM173 101H174V103H173ZM178 101H180V103L181 102L182 103L185 102L184 104L181 103L182 104V107L184 105L183 108L182 107L179 108V106L177 107V105H181V104L177 103ZM186 101L187 102L189 101V106H188V104L186 106V103H187ZM164 102H165V104H164ZM195 102L196 103L198 102L196 104V107H195ZM138 103L140 105H138ZM155 103H157V104H155ZM158 103L161 106H159ZM160 103H162V104H160ZM129 105H130V107H129ZM142 105H143L144 108H146V110L143 109ZM155 105H157V106H155ZM131 106H133V107L136 106V108H133ZM140 106H141V108H140ZM145 106H147L148 109ZM127 107L128 108H131V109L133 108L136 111L133 110V109H132L133 111H130L129 109H127ZM158 107H157V109H158ZM168 107L169 108L172 107V109L171 108L169 109ZM173 107H175V108H173ZM111 108H112V110L113 109L115 110L116 108H118V109H116L115 110L116 112H114V110L113 111H110ZM177 108H179V110ZM174 109H175V111H174ZM184 109L186 111H184ZM117 110L119 112H117ZM107 111H109V112L107 113ZM122 111H124V113H126L127 115L126 114L125 115L123 114L124 115L123 116L122 115ZM147 111H149V113L152 112V111L153 112H152V114L149 115V113H145ZM159 111H161V112H159ZM192 111H193V114H195L196 111H198V112L200 111L201 113L203 112V115H202V117H201L200 120L193 121L194 124L192 123V120L189 121V122H191L190 125H189L187 120H188V116L190 114H188V113H191ZM111 112L114 114V117H117V116H119V114H121L122 116L120 115V118H124L125 116L126 117H131V114L133 116V115H136V114H143L144 113V114H146L145 117L146 118L148 117L149 119L148 118L147 119L145 118L144 120H138L137 119L136 122H134V125L133 126L132 125L129 126V127H127L126 125H124V127L121 126V128L123 127L122 129L121 128H118V131L120 130L119 131L120 133L119 132H117L118 134L116 133L117 136H118L117 138L114 137L113 140L108 141L107 143L105 141L102 144L98 145L97 147L96 146L93 147L94 149L93 148H90V151H89L90 153L88 154V156L89 155L90 156L89 157L87 156V158L86 157L85 158L87 159V162L90 160L92 163H89L90 161L88 163H86L85 165H87V166L83 167V170L82 169H79L78 172H75L76 174L74 176H64V175L62 176V175H60L56 171V169H48L47 168V165H45L44 163H41L43 159L44 160H48L47 157H45V155L47 154L46 153L47 151L53 150L57 146H62L64 144L71 143L72 141H75L76 139H78V136L81 135V134L82 135H84V134L85 135H88L87 136L88 138L92 137V136H90L91 135L90 133L94 129V123L96 122L95 120H97V118L96 119H94V118L100 116L98 118V120L99 121H102V120L105 119L106 116H109L110 114H111L110 116H112V113ZM184 112H186V113H184ZM198 112H196V113H198ZM165 114L166 115L168 114V116H165L164 117ZM159 116H160V118L155 119V118H157ZM170 116H171V118H169ZM174 116H177V118H174ZM249 117H250V119H248ZM167 118H169V119H167ZM91 119H93V120L91 121ZM152 119H153V123H152ZM160 119H162L161 120V121H163L162 123H165V121H166V123L169 122V123H167V124L164 125L165 127L162 126V128H164V129H162L160 127L161 129L160 128L157 129L159 132L156 131V133H154V132L153 133H150V134H148V136L147 135H142L139 132V131H141V129L142 130H145L143 128H146L148 130V128L150 127V124H148V123H151V125H153V124L158 123ZM242 119H246L247 120V122L245 123V126H244V124H240V121ZM155 120H157V121L155 122ZM232 120H234V121L232 122ZM170 122H171V124L176 122V124L171 125ZM46 123H47V125H45ZM137 123H138V125H137ZM146 123L148 124L149 127H147V124ZM144 124H146V126ZM43 125L45 126V128L42 127ZM140 125H142V126H140ZM143 125H144V127H143ZM47 126H48V128H47ZM134 128H137V129H134ZM203 128H205V129H203ZM74 129L75 130L77 129V130L76 131H73ZM121 130H123V131H121ZM78 131H80V132H78ZM133 131H135V132H133ZM38 133H39L40 136L37 138ZM73 133H75V135ZM259 133H260V137H258ZM23 134H25V135H23ZM138 134L139 135L141 134V137H139ZM68 135H70V136H68ZM87 137L85 139H88ZM124 137L125 138L126 137H128V138H131L132 137V138H134V140L136 142L133 143L132 141H128L129 139H126V140H124V142H125V144H124V142L122 141ZM147 137H149V138H147ZM145 138L148 139V140H146ZM69 139H71V140H69ZM139 139H142V140H139ZM143 139L145 141H143ZM58 140H60L61 142L58 141ZM130 140H132V139H130ZM193 140L194 139H192V141ZM238 141L241 142V143H239ZM120 142H121V145H120ZM127 142H128V144H127ZM130 142H132L133 144L130 143ZM245 142H247L248 145ZM260 142H261V144H260ZM80 143H82V142H80ZM140 143H141V145H140ZM216 144L219 146V148H218V146H216ZM221 145H222V149H221ZM234 145L235 146L236 145H240V146H243V147H244V145H246V146H245L244 149H240L241 148L240 146L235 147ZM263 145H264V143H263ZM227 146L230 147V148H228L229 150H231V146H234V147H232V149H235L236 150L235 151L236 154H235V156H234V158L232 160L233 162H231V163L229 162L230 165H231V167L232 166H234V167L231 168L229 166L230 167L229 168L227 165H226L227 167L224 166V165H220L219 167L218 166H216V167H218L221 171L218 168L215 167L216 169L213 168V170H211L213 173H211V171H209V172L208 171L207 172H203L207 168V166H205V163L206 162L210 163L212 161V163L214 164V162H215V156H217V152L219 150H222L223 152L224 151L225 152H228L227 150H225V149H227V148H225ZM48 147H53V148L49 149ZM76 147H78V146H75L73 149H76ZM216 147H217V149H219L218 151L215 149ZM223 147L225 149H223ZM246 147H247V149H246ZM255 147H257V148L259 147V149L262 148V152H261V150L259 151V152H261L260 153L261 155L260 154L257 155L258 151H257V149H255ZM108 148H109V150H108ZM238 149H239V151H237ZM251 149H253V152H251L252 151ZM215 150L217 152L214 153ZM66 151H63L62 154H60L59 156H61V158L67 159L66 157H62L64 155L63 153H65ZM242 151H244L243 152L244 154L247 153L246 156H244V154H241ZM237 152H239V153H237ZM248 152H251L252 153L251 155L249 154V156H248L249 161L251 159H253L250 162V164H249L248 159H247ZM154 153H155V155H154ZM160 153L161 154L162 153L163 154L165 153V154L164 155H160ZM36 155H39V156L40 155H44V157H41L40 158V159H42L41 162H39L40 161L39 158H36L35 159L34 156H36ZM156 155H158V156L156 157ZM152 156L154 157L155 161H154V159H153ZM31 157H33L34 159L33 160L32 159L29 160V158H31ZM244 157H245V159H242ZM207 158H210V159L207 161ZM58 159L59 160H62L60 158H58ZM72 159H73L72 161H71V159L69 161L68 160L64 161V159H63V161L64 162H67V164H69V162L75 164L76 161H77V159H75V158H72ZM110 159H111V162H112L110 166H112L111 169H113L112 171H110V173L107 172V174L105 173L102 176H93V175H90V169H92L91 165L93 166V165H95V163H99V162L101 163V162H104V161L105 162L106 161L109 162ZM112 159H113V161H112ZM152 159H153V161H152ZM165 159L166 158L164 157V160ZM234 159H235V161H234ZM236 159H238V160H236ZM36 160H37V162H36ZM115 160H117V161H115ZM204 160L206 161L205 163H204ZM241 160L242 161L244 160L245 162H248L247 165L245 164L244 161H243L244 163H242ZM236 161H237V163H236ZM240 161H241V163H239ZM84 162H86V161H84ZM113 162H116L118 164L114 168H113V165H112V164H114ZM153 162H155V163H153ZM156 162H157L158 165L156 164ZM184 163H186V162H184ZM203 163H204V165H203ZM88 164H90V165H88ZM237 164H239V166ZM240 164H243V165H240ZM244 164H245V166H244ZM207 165L209 166V164H207ZM203 166H205L204 167L205 169L203 168ZM210 166H212V164ZM160 167H162V169H160ZM226 168H227L228 171L226 170ZM223 170H226L228 173L226 171H223ZM195 171H196V173H193ZM215 171L221 172V174L214 176L213 174L215 173ZM32 172H33V174H32ZM18 173H19V175H18ZM83 173H84V175H83ZM197 173L200 174L201 176L204 175L203 173H205V175H204V177H201L199 175L200 178H197V176H198ZM206 173H207V175H206ZM223 173H225V174H223ZM79 175H81V176H79ZM88 175H90L92 177H90ZM222 175H226V178L224 176L222 177ZM84 176H85V178H84ZM134 176H137V179L135 178V180H134L133 179ZM193 176H194V179L196 181L193 179ZM206 176H207V178H206ZM218 176H219V178H218ZM26 177H27L28 180L26 179ZM30 177H32V178L35 177V178H38V179H40V178L43 179V177H44V179H45V180L43 179L44 181H46V178H47V181H48L49 178H53L54 184H56L57 186L56 185H53L52 182L50 184H48L50 182L49 181V182L45 183V185H46L45 191L46 192L44 191V189H41V190H43L41 192L39 191V193H41V195L43 194L42 196L41 195L39 196V194H38V196L40 198L39 197L37 198V195L35 194L34 199L30 197V199H33V200H30L29 199V202H28V199H23L25 201H23L22 199L20 200V203L23 201L22 203H25V204L28 203L27 206L32 204V206H34V207H32V206H31V208H30V206L24 207L22 205H25V204H22V203L18 206V205H16V203H14L12 201V199L15 198V197L13 196V194H10L11 191L9 192V187H10V189H12L13 187H14V189H15V187L17 189H19L22 186L21 187L22 189L21 188L20 189L21 190L24 189L22 192H25V190L26 191L28 190V187H27V189H25L23 187L24 185H23L22 182H23V180L26 179L27 180L26 183H28V181L30 180ZM86 177H88V178H86ZM89 177H90V179H89ZM130 177H132V178H130ZM212 177L213 178L215 177V178L213 179ZM128 178H129V180L127 182L126 180ZM208 178L209 179L212 178V179L209 180ZM243 178H244V176H243ZM54 179L56 181L59 180V181H57L59 184L56 183ZM131 179H132V181H131ZM140 179H139V181H140ZM49 180L52 181V179H49ZM190 180H191V182H190ZM207 180H208V182H207ZM192 181H193V183H192ZM12 182H13V184H12ZM138 182H136L135 184H137ZM240 182L242 183V185H241ZM16 183H18V184H16ZM84 183H86V184H84ZM186 183L189 184L190 186L187 185ZM14 184H16V186H14ZM19 184H20V186H18ZM24 184H25V182H24ZM51 184H52V186H51ZM90 184H93L95 186L90 185ZM213 184H212V186L210 185L211 187L209 186L210 189H209V187H204L203 185H200V188L201 189H202V187H204L202 189L203 190L202 193L209 192L211 190V188L214 189V187H213L214 185ZM28 185H29V183H28ZM47 185L50 187V189H49V187H47ZM87 185H88V188H87ZM102 185H103V187L105 186L106 188L103 189ZM111 185L112 186H115L116 185V187H113V189L115 188V190H113L111 188ZM26 186H27V184H26ZM98 186H101L102 187V190L100 189L101 187L99 188ZM117 186H119V187H117ZM95 187H97V188H95ZM125 187L128 190L129 189L130 190L129 191H127V190L124 191L123 189ZM14 189H12V190L14 191ZM95 189H96V192H95ZM105 189H106V191H105V194H104V190ZM134 189H136V188H134ZM237 189L238 190L240 189V193H242L243 198H242V195H240V193H239V191ZM87 190L88 191H91V192L93 191V192L92 193H90V192L86 193ZM99 190H101L102 192H100ZM177 190L179 192H181V193H179ZM187 190H189V191H187ZM7 191L9 192L10 195L7 194L8 193ZM97 191H99V192H97ZM121 191L123 193L126 192V194L122 195V192ZM136 191H137V189H136ZM261 191H262V193H261ZM94 192L96 193L97 196L98 195L99 196L97 197ZM120 192H121V194H120ZM184 192L186 193L187 199L183 197V196H185V193ZM259 192L261 194H259ZM19 193H21V192H19ZM89 193L92 195V196H90L92 199L88 197L90 195ZM183 193H184V195H183ZM86 194H89V195H86ZM102 195H106V196H102ZM19 196H21V195H19ZM77 196L80 197V200H79V203L81 202L80 207H82V205L84 207H87V205L89 206L87 208H89L90 210L89 209L87 210V208L85 209L86 211L89 212V214H88V212L86 213L85 210H83V211L80 210L83 213H81L79 211L77 212V208H79V207H77V208L72 207V204H73V206L75 204H77V203H72V201H75L74 199L78 198ZM180 196H182L183 198H181ZM82 197H84V198H82ZM95 197H97V198H95ZM36 198H37V201H36ZM247 198L249 200L250 199H252V200L248 201ZM255 198H257V199H255ZM254 199L256 200V202H255ZM68 200H70V201L72 200V201L71 202H66ZM190 200H192L193 203H191ZM30 201H32L34 203H32ZM62 201L65 202V204H63ZM58 202L61 205H63V206L59 205ZM84 202H86V204ZM70 203H71V206H70ZM93 203H95V204H93ZM57 204L59 205V207H57L58 206ZM66 204H68L67 205V208H66ZM97 204H98V206H96ZM240 204H241V206H240ZM55 205H57V206H55ZM173 205H175V206H173ZM247 205H249V206L247 207ZM90 206H92V207H90ZM180 206H182L183 208L180 207ZM47 207H49V210L47 209ZM252 207H253L254 210L252 209ZM260 207H262V208H260ZM17 208H19V209H17ZM74 208H75V210H74ZM237 208L239 209L238 212H236L237 211ZM23 209L25 210L24 213H22L23 212ZM45 209H47V210H45ZM147 209H149V206L147 207ZM261 209H263V210H261ZM176 210L178 211L177 213L174 212ZM56 211H58V212H56ZM70 211H72V212H70ZM182 211H184V212H182ZM186 211H188V213H186ZM239 211H241V212H239ZM93 212H95V211L92 210V213ZM147 212H149V211H147ZM261 212H262L263 217L261 215ZM42 213H44L46 215H44ZM55 213L56 214H59V216H60V214L61 215L64 214V216L70 217V221L66 222L64 225H60V226L59 225H56L57 227H59L58 228L59 229L58 231H57L56 226H55L56 229L53 228V229H50L49 230V228H48L44 233H39V231L31 228L32 227V224L36 220V219H33L32 217L37 218V216L39 215L38 217L40 218V214H42L41 216H43V217H41V219H40V220H42V219H44V217L46 218L50 214L51 215L53 214V216L56 215ZM239 213H242V215L240 214V216H239ZM35 214H36V216H35ZM72 214H75V216H73ZM175 214H177V215H175ZM256 215L257 216L259 215V216L256 217ZM76 216H77V218H76ZM173 216L175 218H173ZM235 216H236L237 219L234 220ZM260 216L262 218V219L260 218L262 222L259 220V217ZM28 217H31V218H28ZM39 218H37V220ZM155 218H156V220H155ZM28 219H31V220H28ZM32 219L34 221H32ZM210 219H212V218H210ZM37 220H36V222H38ZM175 220H173V222ZM236 220H238V221H236ZM239 220H240V222H239ZM26 221L28 223L24 224ZM210 221L212 222V220H210ZM22 222H24V223H22ZM249 222H251L253 225H251V223L249 224ZM257 222H258V224H260L262 226V227L260 226L261 228L259 226L258 227L256 226ZM29 223H31V225ZM77 223H78V225H77ZM254 223H256V224H254ZM22 224H24L25 226L23 225L24 227L21 228ZM221 224L223 225V227L221 226ZM208 225H210V224L207 223L205 226H208ZM224 225H227V226H224ZM61 226L63 228L66 226V228H64V229L63 228H60ZM67 226H68V228H70V227L72 228V229L70 228L71 229L70 230V233L71 234L69 233V230H68ZM79 226L81 227V229H80ZM112 226H113V228H112ZM27 227H29V228H27ZM52 227H54V225H52ZM99 227L102 228L103 230L102 229H99ZM50 228H51V226H50ZM211 228H212V230L214 229L217 232H215L214 230L212 231ZM65 229H66V231H65ZM76 229H80V231L79 230H76ZM260 229L262 231H260ZM61 230L65 231L66 233L68 232L69 234H65V232H62ZM95 230H97V233H96ZM233 230H235V229H233ZM13 231L15 233L18 232L17 234L20 233L19 231H22L20 233V235H22V237L23 236H27V237L30 238V235H31V238L32 239L37 240V241H40L38 243H43V244H46V245H40L41 248L39 249L38 252L35 253V252H32V251H29L30 252V254H29L27 248H25L26 250H24L23 248H20L19 249V248L15 247V245H13L12 243L11 244H8L9 240H7L6 234L8 232H13ZM24 231H25L26 234L24 233ZM36 231H37V233H36ZM59 231L61 232V234L69 235V237L67 238V240H69L70 242H66V240H65V243H64V241L57 242L56 243V240L59 239V237L64 236V235L58 234ZM88 231H89V233L91 235L89 233H87ZM210 231H211V233H210ZM78 232H82L83 234L82 233H78ZM214 232L217 233V234H215L214 237L215 238H217V237L219 238L218 239L219 241L216 239L217 242L214 239V237L211 236V235H214ZM221 232H222V234H221ZM35 233H36V235H35ZM32 234H33V236H32ZM37 234H38V236H37ZM40 234H42L43 236L42 235L40 236ZM73 234H74V236H73ZM88 234L90 236L89 238H88ZM199 234H201L202 236L204 235V236L202 237ZM208 235H209V237H208ZM77 236H79V237H77ZM80 236L82 238H84L85 240L82 239ZM151 236H152V238H151ZM193 236H194V238H192ZM206 236H207V238H206ZM134 237H135V239H134ZM181 237H183V238H181ZM211 237H213V238H211ZM76 238H79V239H76ZM178 238H181L182 240L179 239L180 241H178L177 240ZM194 239L198 243L195 242ZM205 239H206V241H207V239L209 241L211 240L213 243L215 241V244L217 243V245L212 244L211 242L210 243L212 245L211 244H208L209 241H207V242L204 241L205 242V245H204L202 242ZM75 240H78V241H76L77 243H74ZM137 240L142 241L141 243H143V245L145 247L141 251L142 252L141 254L140 253L139 254L136 253L135 250H134L135 249V246H134L135 243L134 242H137ZM150 240H152V241L150 242ZM199 241H201V242H199ZM263 241L262 242L259 241V242H256V243L264 244ZM183 242H184V240H183ZM193 243H194V245H193ZM196 243H197V246H196ZM51 244H53V245H51ZM56 244H61L63 247L64 246L66 247L68 245L67 247L68 248L70 247V248L68 249L66 247V249H64L65 248L64 247V248L61 249V247H59V248L56 249L55 248V245ZM188 244H190V246ZM209 245H211V246H209ZM114 246H117L116 248H118V249H116ZM191 246H193V247H191ZM194 246H196V247L194 248ZM199 246H200V249L198 248ZM206 246H208L207 249L205 248ZM12 248H14V250ZM197 248L199 249V253H197L198 252V249ZM246 249H247V251L246 250L245 251L247 253L246 252L245 253L243 252L245 256L242 253V255L240 254L239 255V258L237 259L238 262L236 260V263H235V261H234L235 259H234L233 260L234 263L231 262L229 264H243V261H244V264H249L250 262H251L250 264H264V258L261 259V257H257V256H254V255H251L252 252L250 254V250H248V248H246ZM116 250H119V251L115 252ZM251 251H253V249ZM48 253L50 255H48ZM51 253H52V255H51ZM14 255H17V256H14ZM78 255H80V254H78ZM145 255H146V253H145ZM175 255H177V254H175ZM211 255H212V253H211ZM213 255H212V257H214V258L212 260L214 261V259L216 258V256L218 254L217 253H214ZM161 256H163V257H161ZM201 256L202 255H200L199 258H202ZM240 256L243 257V258L241 257L242 260L245 259V258L246 259L242 261L240 259ZM15 257H18V258H15ZM84 257L85 256H82L81 257V260ZM137 257H139L142 260H140ZM251 258H252V261L254 260L255 262L254 261L252 262L250 260ZM186 259H187V262H186ZM258 259L261 260V261H259ZM239 261H242V263H239ZM258 262H260V263H258ZM210 263L211 264H215L212 261H209V263L206 262V263H203V264H210ZM154 264H157V263H154Z\"/></svg>",
  "mask_w": 264,
  "mask_h": 264
}]
</instances>
